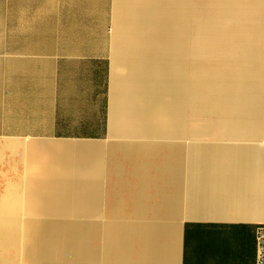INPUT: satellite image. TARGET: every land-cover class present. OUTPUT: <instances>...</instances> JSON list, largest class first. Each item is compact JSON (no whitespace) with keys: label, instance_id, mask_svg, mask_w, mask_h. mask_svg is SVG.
<instances>
[{"label":"crops","instance_id":"1","mask_svg":"<svg viewBox=\"0 0 264 264\" xmlns=\"http://www.w3.org/2000/svg\"><path fill=\"white\" fill-rule=\"evenodd\" d=\"M22 210L40 264H258L264 0H0V228Z\"/></svg>","mask_w":264,"mask_h":264},{"label":"rangeland","instance_id":"2","mask_svg":"<svg viewBox=\"0 0 264 264\" xmlns=\"http://www.w3.org/2000/svg\"><path fill=\"white\" fill-rule=\"evenodd\" d=\"M116 70H118V69L114 66L113 67V74L116 72ZM41 142H43V143H64V142H59V141H55V140H41ZM25 149L26 148L22 147L20 149V151L21 150L23 151ZM15 191H18V190H15ZM20 198H25V197L21 196ZM20 206L22 208L25 207L26 206L25 202L20 203ZM27 216H28L27 213L25 211H23V210L18 212V217H19V222H20L19 238H22L21 240H22L23 244H25L24 245V250L26 251V256H25L26 264H33L34 261L32 262V259H34V257H32V256H34V255L32 253L33 252V248H31V247H33L32 243L34 242L33 239L35 238V235L33 234L34 235L33 236L31 233L34 230L36 231V228H38L37 227L38 220H36V218H34V217H30V216L27 217ZM29 218H31V219H29ZM179 233H180V228H179ZM0 236H1V233H0ZM30 245H31V247H30ZM29 247L31 248V250H29ZM5 250H7L6 246H5ZM9 250H10L11 259L13 260V263L11 262V264H25L24 258H22L21 255L18 252H16V249L15 250L9 249ZM29 253H31V254H29ZM24 255H25V253H24Z\"/></svg>","mask_w":264,"mask_h":264},{"label":"bare ground","instance_id":"3","mask_svg":"<svg viewBox=\"0 0 264 264\" xmlns=\"http://www.w3.org/2000/svg\"><path fill=\"white\" fill-rule=\"evenodd\" d=\"M50 162V161H49ZM49 202V201H48ZM50 204H51V202H50ZM23 209V208H22ZM15 212H17V211H15ZM14 211H12L11 212V217H10V221L6 224V226L5 227H2V228H0V233H1V236H0V238H11V240H12V247H15L17 244H18V238H19V227H20V222L18 221V218L15 216V213ZM28 212V211H27ZM44 212V211H43ZM42 212V213H43ZM54 213V212H53ZM53 213H51V214H53ZM44 215H45V213H44ZM66 215V214H65ZM71 215V214H70ZM28 217V216H27ZM29 219H31V218H29ZM37 219H39V218H36V220ZM35 223V222H34ZM30 226V225H29ZM31 227V226H30ZM36 227V226H35ZM38 227V226H37ZM29 230V229H28ZM48 230V229H47ZM32 235L34 234L35 235V238L33 239L34 240V242L32 243L31 241V243L33 244V247H31V245H30V247L31 248H33V255L34 256H32V257H34V259H32V262L34 261V263L33 264H40V262H39V260H38V254H37V252L38 251H36V244H37V238H41V230H40V228L38 227V228H36V231L34 230V231H32V233H31ZM33 235V236H34ZM22 239V238H21ZM23 243V242H22ZM23 245V252L25 253V256H26V251L24 250V245L25 244H22ZM29 247V250H31V248ZM28 252V251H27ZM28 254V253H27ZM29 254H31V253H29ZM30 261V260H29Z\"/></svg>","mask_w":264,"mask_h":264},{"label":"built area","instance_id":"4","mask_svg":"<svg viewBox=\"0 0 264 264\" xmlns=\"http://www.w3.org/2000/svg\"><path fill=\"white\" fill-rule=\"evenodd\" d=\"M258 264H264V232H260V250Z\"/></svg>","mask_w":264,"mask_h":264}]
</instances>
